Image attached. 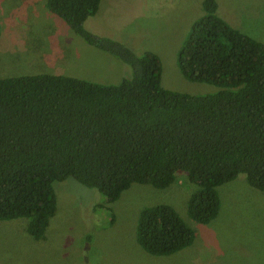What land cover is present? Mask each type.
Instances as JSON below:
<instances>
[{"label": "trees", "instance_id": "16d2710c", "mask_svg": "<svg viewBox=\"0 0 264 264\" xmlns=\"http://www.w3.org/2000/svg\"><path fill=\"white\" fill-rule=\"evenodd\" d=\"M100 0H46L45 9L86 45L116 58L130 74L102 85L53 74L0 78V221L25 218L42 240L55 211L54 182L68 178L113 203L132 184L167 188L185 175L196 189L186 216L208 224L217 215L216 188L243 175L264 192V42L229 27L202 0L175 63L190 82L217 88L204 95L160 86L151 52L135 55L84 29ZM194 233L166 204L142 208L135 242L168 256Z\"/></svg>", "mask_w": 264, "mask_h": 264}, {"label": "rangeland", "instance_id": "374dc122", "mask_svg": "<svg viewBox=\"0 0 264 264\" xmlns=\"http://www.w3.org/2000/svg\"><path fill=\"white\" fill-rule=\"evenodd\" d=\"M46 0H0V78L53 74L102 85L116 84L130 68L86 45L45 9ZM216 15L252 40L264 42V0H213ZM202 0H100L83 27L113 39L135 55L155 54L160 86L189 95L216 87L190 82L175 58L191 24L202 16ZM55 211L42 240L24 231L27 220L0 221V264H264V192L243 177L218 186L216 217L191 221L186 202L196 187L177 173L167 188L132 184L113 203L94 189L68 178L54 182ZM170 206L192 229L188 247L168 256H152L135 242L138 212Z\"/></svg>", "mask_w": 264, "mask_h": 264}]
</instances>
